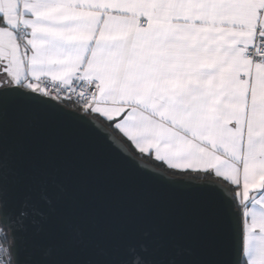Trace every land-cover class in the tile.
I'll return each instance as SVG.
<instances>
[{
	"label": "snow or ice",
	"instance_id": "6c2138e0",
	"mask_svg": "<svg viewBox=\"0 0 264 264\" xmlns=\"http://www.w3.org/2000/svg\"><path fill=\"white\" fill-rule=\"evenodd\" d=\"M18 110L95 122L210 180L243 233L212 264H264V0H0V264H45L25 258L42 213L8 155Z\"/></svg>",
	"mask_w": 264,
	"mask_h": 264
},
{
	"label": "water",
	"instance_id": "95a60500",
	"mask_svg": "<svg viewBox=\"0 0 264 264\" xmlns=\"http://www.w3.org/2000/svg\"><path fill=\"white\" fill-rule=\"evenodd\" d=\"M9 159L33 183L25 258L49 264H212L243 243L210 180L140 159L111 129L74 115L18 110L7 124ZM147 250H144V249ZM134 249V251H133Z\"/></svg>",
	"mask_w": 264,
	"mask_h": 264
},
{
	"label": "trees",
	"instance_id": "16d2710c",
	"mask_svg": "<svg viewBox=\"0 0 264 264\" xmlns=\"http://www.w3.org/2000/svg\"><path fill=\"white\" fill-rule=\"evenodd\" d=\"M129 147H130V149L137 155V156H139V153L136 151V150H134L133 148H132V146L130 145V143L127 141V139L125 138V137H123V135L121 134V133H119L118 131H114ZM144 159H146V160H148V161H150V162H153L152 160H150V159H148L147 157H144ZM154 163V162H153ZM154 164H156V163H154ZM157 166H159V167H161V168H163L162 166H160V165H158V164H156ZM164 169V168H163ZM166 171H168L169 173H171V174H175V175H187V176H189L188 174H186V173H181V172H178V171H174V170H167V169H165ZM191 176H193V177H196V178H199V176L197 175V174H191ZM200 179V178H199Z\"/></svg>",
	"mask_w": 264,
	"mask_h": 264
},
{
	"label": "crops",
	"instance_id": "0c3cea01",
	"mask_svg": "<svg viewBox=\"0 0 264 264\" xmlns=\"http://www.w3.org/2000/svg\"><path fill=\"white\" fill-rule=\"evenodd\" d=\"M122 134V133H121ZM123 135V134H122ZM126 138V137H125ZM127 139V138H126ZM130 143V142H129ZM130 145H131V143H130ZM132 146V148L135 150V148H134V146L133 145H131ZM137 151V150H136ZM138 152V151H137ZM153 161V160H152ZM154 163H156V164H158V165H160V166H162L164 169H167V170H173V169H170V168H167V166L166 165H164L163 163H161V162H156V161H153ZM174 171H177V170H174ZM179 172V171H178ZM192 174H197V173H195V172H193Z\"/></svg>",
	"mask_w": 264,
	"mask_h": 264
}]
</instances>
